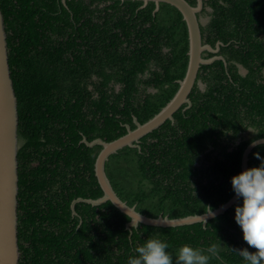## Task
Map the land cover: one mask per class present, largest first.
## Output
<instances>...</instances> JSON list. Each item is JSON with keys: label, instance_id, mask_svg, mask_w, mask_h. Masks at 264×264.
<instances>
[{"label": "trees", "instance_id": "1", "mask_svg": "<svg viewBox=\"0 0 264 264\" xmlns=\"http://www.w3.org/2000/svg\"><path fill=\"white\" fill-rule=\"evenodd\" d=\"M0 2L19 103L20 264H127L152 236L168 243L174 260L184 244H215L224 264H244L230 250L255 251L235 222L238 204L206 224L131 230L130 217L111 202L78 203L72 213L74 200L103 196L95 176L102 147L83 139L124 136L126 126L136 128L134 117L146 123L178 91L189 60L181 13L163 3L154 13L153 2L141 8L140 1ZM204 3L203 43H223L204 57L225 61L201 66L192 106L181 107L174 123L167 120L141 138L140 150L125 147L105 165L118 196L151 218L203 215L226 204L244 151L264 139V0ZM256 153L264 158V144L250 154L249 168L261 163Z\"/></svg>", "mask_w": 264, "mask_h": 264}, {"label": "water", "instance_id": "2", "mask_svg": "<svg viewBox=\"0 0 264 264\" xmlns=\"http://www.w3.org/2000/svg\"><path fill=\"white\" fill-rule=\"evenodd\" d=\"M107 1H140L143 2L141 8H145L150 2L155 4L154 13L160 10L161 4H168L176 8L182 15V19L187 26L188 31V65L185 77L178 81L179 89L174 97L156 114L152 119L144 124H141L134 117L135 129L126 126L127 134L111 141L106 142L102 139H96L89 142L86 138L83 143L92 148L101 146L102 150L96 158L95 176L103 191V196L99 199H84L78 198L72 202L71 209L73 215H77L75 206L78 203H87L94 207L101 206L107 202L120 212L130 217V221L134 220L139 214L143 217L140 224L155 227H179L192 225L202 222L206 224L211 216L194 215L185 218L170 219L168 216H159L158 219H163L168 225H156L150 221L157 218H151L137 211L136 205L129 206L115 192L110 179L107 176L105 165L109 161L110 156L118 153L125 147L137 148L140 150V140L145 135L152 133L154 130L161 127L167 120L175 122L174 114L183 106L187 108L192 106L189 98L197 76L202 65H209L216 60L225 61L222 56H214L212 58H204L205 53L218 54L223 43L218 42L213 48L209 44H204L201 33V24L198 17L203 11L204 1L197 0V4L192 6L187 0H107ZM66 5V0H62ZM7 32L5 25L4 13L0 2V264H20L21 250L19 241V160L18 153L20 149L19 139V103L16 95L14 82L11 74V66L9 63V47L7 40ZM264 141V139H257ZM264 143H261L262 145ZM251 145V144H250ZM246 148L242 158L241 171L249 168V156L256 147ZM235 194L224 205L219 206L216 210L215 217L225 213L233 205L239 204ZM223 206V207H222ZM209 211V210H208ZM214 217V218H215ZM139 224V225H140ZM126 228L131 230L137 228L131 226V222L127 223Z\"/></svg>", "mask_w": 264, "mask_h": 264}, {"label": "clouds", "instance_id": "3", "mask_svg": "<svg viewBox=\"0 0 264 264\" xmlns=\"http://www.w3.org/2000/svg\"><path fill=\"white\" fill-rule=\"evenodd\" d=\"M264 141L254 140L250 147H257ZM255 158L261 163L258 167L247 168L232 177L231 185L237 200L242 201L235 207V222L242 230L246 244L255 249L254 252L244 249H230L242 258L244 264H264V158L258 153ZM223 207V206H222ZM208 214L203 216L215 217L216 212L208 206ZM143 217L139 214L130 221L131 226L138 227ZM150 223L162 225L163 219H155ZM169 245L156 236L149 237L142 245L135 248V255L130 256L127 264H209L212 258L224 261L219 256L217 245L207 248L192 247L189 244L180 246L175 255L168 252Z\"/></svg>", "mask_w": 264, "mask_h": 264}, {"label": "flooded vegetation", "instance_id": "4", "mask_svg": "<svg viewBox=\"0 0 264 264\" xmlns=\"http://www.w3.org/2000/svg\"><path fill=\"white\" fill-rule=\"evenodd\" d=\"M67 1L68 0H66V7H67ZM105 1H107V0H105ZM206 1H208V0H206ZM206 1H204V2H206ZM61 2H62V0H61ZM107 2H109L110 3V1H107ZM106 2V3H107ZM196 3H197V0H196ZM62 4L64 5V3L62 2ZM104 6V4H101L100 5V7H103ZM204 9H205V3H204V8H203V11H204ZM203 11L200 13V14H198V17H199V20H200V24H201V26H204V25H206L208 22H209V17L208 16H205V15H203ZM208 11H209V9H208ZM202 19H205L206 20V22L204 23L203 21H202ZM204 56H205V54H204ZM203 56V57H204ZM205 58V57H204ZM243 71V73H242V71ZM239 71H240V73L241 74H246L247 73V71L243 68V67H239ZM263 74H264V70H263ZM198 86H199V88L203 91L204 89H205V84H203L201 81H198ZM184 106V105H183ZM182 106V107H183Z\"/></svg>", "mask_w": 264, "mask_h": 264}, {"label": "rangeland", "instance_id": "5", "mask_svg": "<svg viewBox=\"0 0 264 264\" xmlns=\"http://www.w3.org/2000/svg\"><path fill=\"white\" fill-rule=\"evenodd\" d=\"M202 21L205 23L206 22V20L205 19H202ZM242 71V70H241ZM242 73H243V71H242Z\"/></svg>", "mask_w": 264, "mask_h": 264}]
</instances>
